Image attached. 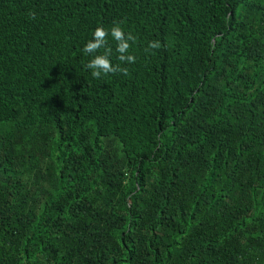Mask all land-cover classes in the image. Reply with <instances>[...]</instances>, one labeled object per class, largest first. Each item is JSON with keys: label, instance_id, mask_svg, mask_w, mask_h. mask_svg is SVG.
<instances>
[{"label": "trees", "instance_id": "trees-1", "mask_svg": "<svg viewBox=\"0 0 264 264\" xmlns=\"http://www.w3.org/2000/svg\"><path fill=\"white\" fill-rule=\"evenodd\" d=\"M0 264H264V0H0Z\"/></svg>", "mask_w": 264, "mask_h": 264}, {"label": "clouds", "instance_id": "clouds-1", "mask_svg": "<svg viewBox=\"0 0 264 264\" xmlns=\"http://www.w3.org/2000/svg\"><path fill=\"white\" fill-rule=\"evenodd\" d=\"M111 35L118 42L117 43V52L120 54L118 59L120 61H125L127 63H134L135 57L132 55H126L128 49L130 48V44L128 41H134L135 37L131 34H128L125 37L124 31L117 25L111 29ZM108 36V31H106L102 26L97 27L93 33V39L89 41L83 51L86 54H92L96 52L98 49L102 48L106 44V37ZM161 47L159 41H151L149 42V49H159ZM110 49L104 55H97L94 59L89 61L86 65L88 69H92V76L95 78H99L101 73L109 74L115 73L117 71H122L125 75L127 74V69H121L118 66H113L108 58L110 54Z\"/></svg>", "mask_w": 264, "mask_h": 264}]
</instances>
